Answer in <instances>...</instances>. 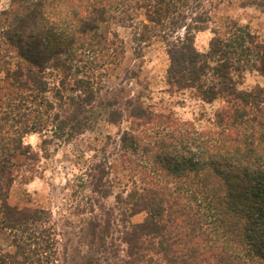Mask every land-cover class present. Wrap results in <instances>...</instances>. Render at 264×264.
<instances>
[{"label": "trees", "instance_id": "1", "mask_svg": "<svg viewBox=\"0 0 264 264\" xmlns=\"http://www.w3.org/2000/svg\"><path fill=\"white\" fill-rule=\"evenodd\" d=\"M238 2L264 10V0ZM204 7L8 0L0 11V264H264V86L240 88L246 71L264 79V43L226 20L198 51L195 35L211 21ZM139 12L136 58L152 40L163 43L168 89L208 106L222 102L211 127L105 84L107 67L124 54L112 27L134 26ZM99 124L124 127L111 137ZM31 134L42 136L44 156L49 145L81 144L77 181L88 193L74 208L82 217L75 241L64 236L61 251L50 212L7 202L15 158H37L23 144ZM87 135L100 145L81 139Z\"/></svg>", "mask_w": 264, "mask_h": 264}, {"label": "rangeland", "instance_id": "2", "mask_svg": "<svg viewBox=\"0 0 264 264\" xmlns=\"http://www.w3.org/2000/svg\"><path fill=\"white\" fill-rule=\"evenodd\" d=\"M207 1L212 4L211 7H208ZM224 1L216 7V0H203L206 5L204 8L210 9L211 21L206 30L195 35L196 49L205 51L213 36L212 32L218 27L222 31L221 27L226 20L247 26L256 40L264 43V10L258 7H239V0H231L229 4L227 0ZM7 5L8 0H0V11ZM141 21L145 22V19L143 13L139 12V16L132 22L134 26L128 27L129 24H126L112 27L122 42L124 54L118 64L107 67L108 80L104 79L105 84L109 87H124L143 106L153 111L170 113L179 120L193 122L198 128L211 127L214 112L221 107L222 102L218 100L208 106L195 99L190 91L169 90L165 82L168 60L163 43L157 39L152 40L141 49L140 57L136 58L132 37L134 28ZM241 83L240 88L248 91L263 87L264 79L256 72L246 71ZM123 127L99 124L97 132L114 137ZM81 139L91 147H98L101 141L89 135ZM41 141L42 136L39 134L23 138V144L28 145L31 152L37 154V158L34 161L15 158L16 166L9 172L12 182L7 202L17 209H43L50 212L59 234L58 247L61 251L67 237L75 241L74 234L82 217L76 214L74 208L83 205L88 193L87 190L81 191L77 181L83 159L77 158L74 150L80 148L81 144L49 145L45 147L47 156H44ZM143 218V214L137 215L132 222L139 223ZM80 250L83 251L82 247Z\"/></svg>", "mask_w": 264, "mask_h": 264}]
</instances>
